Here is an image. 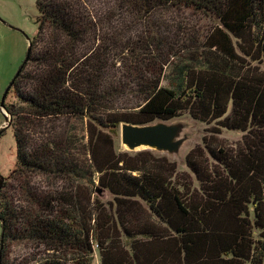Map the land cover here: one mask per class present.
<instances>
[{
	"label": "trees",
	"instance_id": "trees-1",
	"mask_svg": "<svg viewBox=\"0 0 264 264\" xmlns=\"http://www.w3.org/2000/svg\"><path fill=\"white\" fill-rule=\"evenodd\" d=\"M117 4L144 19L175 7L214 24L199 48L183 51L184 62L170 67L173 54L164 59L160 50L132 66L126 89L107 82L108 17L84 0H37L38 32L3 97L17 161L0 189V264H10L17 243L53 253L18 264H93L95 247L101 264H264V0ZM125 94L134 106L118 112ZM184 113L212 126L186 156L189 172L149 151L118 154L105 132ZM80 120H88L85 144L71 129ZM222 130L244 133L242 144L223 145ZM59 181L71 190L56 191ZM79 184L91 187L89 196ZM98 187L112 194L108 206L93 197Z\"/></svg>",
	"mask_w": 264,
	"mask_h": 264
},
{
	"label": "rangeland",
	"instance_id": "rangeland-1",
	"mask_svg": "<svg viewBox=\"0 0 264 264\" xmlns=\"http://www.w3.org/2000/svg\"><path fill=\"white\" fill-rule=\"evenodd\" d=\"M84 1L86 6L92 9L95 16L108 17L102 31L103 39H110L107 42L109 46L105 47L107 50L111 49V53L108 55L110 65L106 71L107 82H114L126 89L135 81L132 66L143 67L149 59L155 56L160 57V50L164 52V59L165 54H173L170 58V67L184 62L189 54L183 51L187 47L199 48L203 37L214 24L208 17L175 7L157 11L152 17L144 19L142 16L125 11L118 4L116 5L117 9L114 10L116 7L115 0ZM39 15L37 0H0V133L3 132V136L0 138V177L4 180L10 178L17 160L15 141L10 126L11 117L9 113L1 108V103L7 88L26 59L29 39H32L38 32ZM115 43L120 44V47L114 46ZM159 44L161 48L156 47ZM141 45L145 46L146 49L143 48L145 51H139V49H142ZM150 45L152 46L151 49ZM126 48L129 50H125ZM182 55H185V57L182 58ZM169 70L170 68L166 71L167 75ZM167 82V78H165L162 85L167 86ZM115 101L118 112L127 111V108H132L135 103L131 94H125L123 97L116 98ZM160 123H165L168 127L179 130L174 139L177 145L176 149L172 151L159 150L142 146L131 150L123 143L122 125L115 134L110 133L108 130L105 132L113 138L114 148L118 154L124 153L133 157L140 152L149 151L157 158L166 157L170 161L176 162L179 172H189L186 166V156L197 146L203 145V139L209 137L212 126L194 120L188 113H184L181 117L168 122L157 120L151 125L156 126ZM87 124L88 120L84 122L80 120L72 122L71 125V129L75 131L76 139L80 142L83 141L82 144L88 141ZM244 135V133L237 131L222 130L218 137L223 145L235 150L242 144ZM79 149L83 151L82 146H79ZM80 160L82 163H86V155L81 154ZM9 183L11 186L14 185L13 181ZM37 185L47 187L49 183L38 179ZM79 187L86 197L89 196L91 187L87 188L82 184H79ZM54 188L58 192L71 190V187L62 181L57 182ZM93 197L98 198L107 206L113 202L112 194L99 187L95 190ZM1 236L2 225L0 223V245ZM51 254L53 253L47 252L43 247L17 243L10 248L8 259L10 264L15 262L18 264L25 261L31 262L34 259L37 261L43 260ZM93 264H101L97 247H95Z\"/></svg>",
	"mask_w": 264,
	"mask_h": 264
},
{
	"label": "water",
	"instance_id": "water-1",
	"mask_svg": "<svg viewBox=\"0 0 264 264\" xmlns=\"http://www.w3.org/2000/svg\"><path fill=\"white\" fill-rule=\"evenodd\" d=\"M3 102L4 99L2 100V105L3 110L5 111ZM178 131L179 130L177 128L168 127L165 123H160L156 126H135L126 123L122 124L123 143L131 150H135L142 146H148L159 150L172 151L177 148L174 139L178 135ZM2 133H0V136ZM3 183L4 179L0 177V189L3 186Z\"/></svg>",
	"mask_w": 264,
	"mask_h": 264
}]
</instances>
